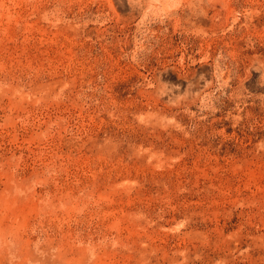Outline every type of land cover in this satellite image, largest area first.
<instances>
[{"label":"rangeland","instance_id":"1","mask_svg":"<svg viewBox=\"0 0 264 264\" xmlns=\"http://www.w3.org/2000/svg\"><path fill=\"white\" fill-rule=\"evenodd\" d=\"M0 264H264V0H0Z\"/></svg>","mask_w":264,"mask_h":264}]
</instances>
